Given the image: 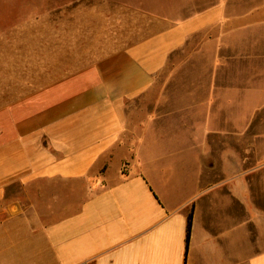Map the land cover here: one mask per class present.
I'll return each instance as SVG.
<instances>
[{
	"label": "crops",
	"instance_id": "1",
	"mask_svg": "<svg viewBox=\"0 0 264 264\" xmlns=\"http://www.w3.org/2000/svg\"><path fill=\"white\" fill-rule=\"evenodd\" d=\"M33 3L0 29V264H264V0Z\"/></svg>",
	"mask_w": 264,
	"mask_h": 264
},
{
	"label": "rangeland",
	"instance_id": "2",
	"mask_svg": "<svg viewBox=\"0 0 264 264\" xmlns=\"http://www.w3.org/2000/svg\"><path fill=\"white\" fill-rule=\"evenodd\" d=\"M39 0H34L33 2L30 0H0V29L1 30H5L4 28L7 25V21L9 20V18H21L25 13V11H27L28 9V4L29 3H33V4H37ZM48 1H53V0H48ZM179 55H183V54H179ZM254 106H250L249 108L253 107L254 108V114L252 117V121L254 122V124L264 120V112L259 110L257 107H260L264 104V95L263 96H259V97H254ZM248 115V114H247ZM220 116H224L227 117V115L225 113L223 114H218L217 117H219V121H220ZM238 116H245V114H238ZM218 121V122H219ZM244 123L246 122V118H244L242 120ZM244 133V131H236V133ZM243 135V134H242ZM254 136H257V134L254 132ZM264 137V136H263Z\"/></svg>",
	"mask_w": 264,
	"mask_h": 264
},
{
	"label": "trees",
	"instance_id": "3",
	"mask_svg": "<svg viewBox=\"0 0 264 264\" xmlns=\"http://www.w3.org/2000/svg\"><path fill=\"white\" fill-rule=\"evenodd\" d=\"M191 228H192V215L189 216L188 225H187V246L190 240Z\"/></svg>",
	"mask_w": 264,
	"mask_h": 264
}]
</instances>
